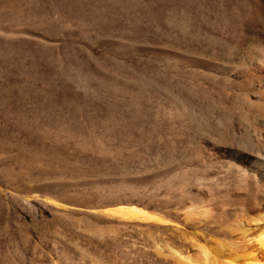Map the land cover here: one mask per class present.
<instances>
[{
	"label": "rangeland",
	"instance_id": "obj_1",
	"mask_svg": "<svg viewBox=\"0 0 264 264\" xmlns=\"http://www.w3.org/2000/svg\"><path fill=\"white\" fill-rule=\"evenodd\" d=\"M263 59L264 0H0V264H174L196 233L229 241L242 188L172 183L202 171L174 106L252 122L262 105L202 66ZM130 203L164 222L108 211Z\"/></svg>",
	"mask_w": 264,
	"mask_h": 264
},
{
	"label": "bare ground",
	"instance_id": "obj_2",
	"mask_svg": "<svg viewBox=\"0 0 264 264\" xmlns=\"http://www.w3.org/2000/svg\"><path fill=\"white\" fill-rule=\"evenodd\" d=\"M202 68L206 76L232 78L238 83L236 85L245 87L252 98L262 105V112L252 122L244 120L233 125L224 116L213 117L214 112L207 98L200 119L176 101V113L185 115L186 129L191 138L198 139L200 143L202 171L190 175L180 171L173 175L171 181L181 189L190 182L195 183L208 196L213 194L210 190L226 185L240 187L247 203L246 209H241L247 210L251 216L245 220L239 218L233 223H223L224 229L219 234L228 237L229 241L196 233L197 238H189L190 247L184 251L173 248L171 258L174 264H264V59L262 62H251L249 66L206 60ZM214 111L217 112V109L214 108ZM162 181L158 179L151 184L149 182V185L155 191L169 189L171 181ZM131 183L113 187L114 194L133 196L143 186H148V183ZM130 204L118 205L108 211L124 220L164 222L165 218Z\"/></svg>",
	"mask_w": 264,
	"mask_h": 264
}]
</instances>
